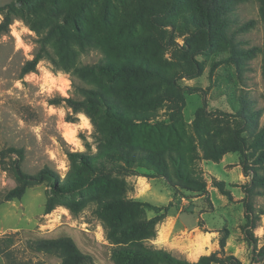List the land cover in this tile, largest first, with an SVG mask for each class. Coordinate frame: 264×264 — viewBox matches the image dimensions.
Returning a JSON list of instances; mask_svg holds the SVG:
<instances>
[{"label":"rangeland","instance_id":"374dc122","mask_svg":"<svg viewBox=\"0 0 264 264\" xmlns=\"http://www.w3.org/2000/svg\"><path fill=\"white\" fill-rule=\"evenodd\" d=\"M12 1L15 0H0V4ZM52 1L17 4L8 33L0 37V150L9 146L23 147L25 157L21 167L24 171L35 173L47 165L61 178L68 170L67 151L97 152L102 139L112 136L107 130L111 122L104 108L95 104V108L86 106L87 112H74L64 101L59 100L57 104L50 101L62 97L99 99L97 92L110 97L109 91L116 88L115 83L97 73L93 66L107 55L116 56L111 45L116 46L120 40L146 37L148 43L139 53L173 70L180 85L198 90L183 92V101L170 98L157 104L156 114L148 121L159 129L158 134H152L157 139L150 140L143 132L136 135L143 149L160 150L170 136L175 137L167 135L163 141L158 138L163 137L168 126H174L180 137L177 143L183 150V165L200 176L208 194L175 192L164 177L147 166H137L134 168L137 174H114L109 183L97 182L79 194L60 198V205L43 214V204L50 195L49 184L45 181L33 184L21 199L3 201L6 191L16 183L9 166H5V170L3 166L0 168V236L12 235L14 260L19 264H60L54 255L31 251L27 242L69 236L96 264H115L111 259L113 247L146 234L143 239L146 243L189 261L219 251V239H222L224 254L233 255L241 264H264V254L259 253L264 245V0L224 3L229 9L226 39L218 40L196 56L199 71L193 77L185 74L190 52L183 45L191 32L190 28H185V16L194 10V0H176L173 24L153 28L142 21L123 30H119L117 20L125 16L137 0H109L107 21L101 14L104 0H96L84 13L83 26L88 31L89 41L81 47L77 38V43L71 39V35L78 34L62 16L63 9L72 0ZM2 17L0 13V20ZM250 21L251 26L246 27ZM50 28L56 32L58 42L48 44V53L39 60L35 71L21 76L22 65L35 55L39 39ZM65 34L70 37V48L66 43L63 45ZM231 44L250 53L235 55L234 61L225 62L223 58L231 50ZM85 65L93 71L82 69ZM236 109H240L244 117L242 126H238L240 117ZM195 122L199 131H204L217 143L236 145L235 133L239 130L243 145L216 159L201 158L203 152L196 143ZM143 153L149 156L147 151ZM194 155L199 158L191 161ZM12 157L10 154L5 159V165ZM165 157L168 170L173 173L168 155ZM114 192H120L129 202L157 206L153 209L130 205L122 216L123 222L132 217H158L159 221L141 235H115L119 243H111L106 238L111 226L104 227L105 218L99 214V206L106 195ZM75 200L82 202L83 207L73 214L64 204ZM246 202L251 203L253 216L257 217L253 228L255 247L245 240ZM110 215L108 212L106 219L111 218ZM111 220L112 225H120ZM167 220L171 227L164 231L162 227ZM0 264H6L1 255Z\"/></svg>","mask_w":264,"mask_h":264},{"label":"trees","instance_id":"16d2710c","mask_svg":"<svg viewBox=\"0 0 264 264\" xmlns=\"http://www.w3.org/2000/svg\"><path fill=\"white\" fill-rule=\"evenodd\" d=\"M32 0H15L6 4H0V37L8 33L9 26L13 20V13L17 4H23ZM96 0H72L63 9V20L69 23L76 37L71 35V39L77 42L81 47L89 41L86 34L87 29L83 26L84 13L90 8V4ZM228 0H194L193 11L185 16V28H190L191 32L183 48L188 47L190 58L186 64L185 74L193 77L199 71V62L196 56L213 47V45L222 39H226V29L229 24L228 8L225 2ZM56 3L58 0H53ZM263 10H264V2ZM109 0L102 3V19L107 21L106 13L108 11ZM176 7V0H137L135 5L126 13L125 16L117 20L119 30L130 28L136 24L146 21L153 28H161L175 23L173 14ZM252 21L245 26H251ZM243 26V28L245 27ZM242 28V29H243ZM65 42L70 48V37L65 34ZM40 46L35 55L24 62L21 67V76L35 71L36 65L43 56L48 53V44H56V32L50 28L49 31L39 39ZM76 42V43H77ZM230 42V41H229ZM148 43L146 37H135L126 40H120L117 45H111L115 49L114 55H107L97 65V73L107 77L116 88L109 91L110 97L104 92H97V98L88 96L83 100L62 97L52 99L50 103L57 104L64 101L74 112L86 111V106L96 107L98 104L104 108L108 120L111 122L107 128L112 135L110 139H102L101 147L95 153H85L79 151H67L69 161L68 170L63 178L57 171L45 165L35 173H29L22 169L21 162L25 157L23 147L9 146L0 150V168L5 170L9 166L15 185L8 189L3 196V201L19 200L24 195L26 189L33 184L47 182L50 187V195L43 204V214L51 212L57 205H60V198L79 194L82 190L90 187L97 182L109 183L114 174L133 173L137 174L135 167L147 166L152 169L156 175L165 178L169 186L175 191L184 190L187 192L207 195L200 176L190 168L184 167V155L182 147L177 143L179 140L176 128L170 125L163 132L162 141L167 135L170 136L167 143H164L163 149L155 148L143 149L137 132H143L145 136L151 139H157L152 134H158L159 129L151 126L148 121L156 114L157 104L162 100L175 98L183 101V92L191 93L196 91V87L180 85L176 82L173 70L167 69L163 64L152 61L139 53L141 47ZM60 44V39H59ZM229 46L231 50L223 58V61L229 62L235 60V55H246L250 53L248 49ZM233 48V49H232ZM82 69H90L89 65ZM93 71V69H90ZM263 77H264V57H263ZM90 92H96L90 89ZM101 100V102L99 101ZM100 102V103H99ZM87 104V105H86ZM94 105V106H93ZM236 115L240 117L238 126L243 124V115L240 109H236ZM196 143L201 146L202 157L216 159L220 154L227 151L240 148L243 145L244 138L235 133L236 145L223 142L217 143L207 137V133L199 131L194 124ZM207 140L205 143L203 141ZM231 142V141H230ZM204 143V145H203ZM193 149V147H192ZM144 151L149 156L144 155ZM13 154L9 164L5 165V159ZM172 164L173 173L168 170V163L165 155ZM199 156H191V161ZM220 188L219 185H216ZM245 222L243 225L245 240L249 245L255 247L256 239L253 235V228L256 225V218L253 216V208L250 202H246ZM65 207L73 214H76L83 207L82 202L75 200L71 203H65ZM147 208H157L148 203L124 200L120 192H114L106 195L99 206V214L105 218L104 227L107 229L106 238L111 243L115 241V235L128 236L131 234H142L154 226L159 221L158 217L150 219L132 217L123 222L122 216L131 206ZM111 213V218L106 219V214ZM111 219L119 222L120 225H112ZM146 234L135 240L117 245L112 248L111 259L115 264H241V261L233 255L223 253L224 241L219 239V251L211 252L208 255H200L197 260L189 261L185 258L176 257L169 251L156 248L152 244L146 243ZM13 237L10 234L0 236V255L5 258L6 264H19L14 260L11 246ZM27 247L34 252L54 255L60 260V264H96L90 254L81 251L73 239L69 236H58L54 238H42L30 240ZM264 254V245L259 250ZM221 254V255H219Z\"/></svg>","mask_w":264,"mask_h":264},{"label":"crops","instance_id":"0c3cea01","mask_svg":"<svg viewBox=\"0 0 264 264\" xmlns=\"http://www.w3.org/2000/svg\"><path fill=\"white\" fill-rule=\"evenodd\" d=\"M170 222L167 220L166 222H165V224L163 225V227H162V229L165 231V230H168V229H170Z\"/></svg>","mask_w":264,"mask_h":264}]
</instances>
